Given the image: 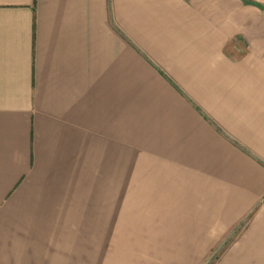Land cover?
<instances>
[{
	"label": "crops",
	"instance_id": "crops-1",
	"mask_svg": "<svg viewBox=\"0 0 264 264\" xmlns=\"http://www.w3.org/2000/svg\"><path fill=\"white\" fill-rule=\"evenodd\" d=\"M117 177L264 264V0H0V264H105Z\"/></svg>",
	"mask_w": 264,
	"mask_h": 264
},
{
	"label": "rangeland",
	"instance_id": "rangeland-1",
	"mask_svg": "<svg viewBox=\"0 0 264 264\" xmlns=\"http://www.w3.org/2000/svg\"><path fill=\"white\" fill-rule=\"evenodd\" d=\"M127 180L128 177H117V228L105 230V247L94 244L98 241L97 231L88 232V252L92 257L99 256L101 259L104 253L105 264H216L226 246H220L212 253L206 254L205 247L166 244L163 231L152 228L156 225L157 216L138 212L145 210L147 198L141 199L143 203H140L138 197H132L138 195L140 191L127 190L125 187ZM126 193L128 196L124 197ZM104 224L109 227L113 223H109L106 216ZM98 232L101 242L103 231Z\"/></svg>",
	"mask_w": 264,
	"mask_h": 264
}]
</instances>
